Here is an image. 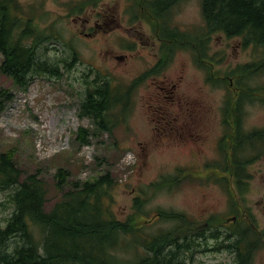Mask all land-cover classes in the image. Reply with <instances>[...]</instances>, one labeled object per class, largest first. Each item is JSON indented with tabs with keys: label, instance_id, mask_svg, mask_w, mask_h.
<instances>
[{
	"label": "rangeland",
	"instance_id": "obj_1",
	"mask_svg": "<svg viewBox=\"0 0 264 264\" xmlns=\"http://www.w3.org/2000/svg\"><path fill=\"white\" fill-rule=\"evenodd\" d=\"M20 1L27 15L24 17H35V34L39 38L54 35L60 39L41 45L38 53L42 60L59 62L61 75H33L27 86H19L0 70V89L12 98L0 114V154L13 156L22 180L34 175L44 183L45 211L49 213L64 202L68 194L81 188L79 184L96 182L109 174L112 186L107 188L106 201L114 199L112 209L120 221L132 220L144 226L140 240L174 231L181 224L177 219H164L158 211L183 214L196 223L191 229L186 227L189 233L220 231L223 238L193 237L201 244L184 252L185 264H234L235 253L225 248L217 250V241L224 244L229 230L241 231L249 225L264 231V154L248 167L250 178L239 182L227 171L228 153L221 150L220 141L228 125L231 129L237 125L235 113L231 117L227 110L233 87L221 78H226L227 71L237 65L251 62L253 52L244 49L239 40L216 34L209 40V55H216L220 62H214L210 70L197 62L192 48L170 46L175 51L168 67L163 68L162 63L159 73L150 77L162 73L158 77L168 82L181 80L177 95L182 97V106L170 105L183 116L193 115L195 137L178 139L159 129L156 125L161 126L157 123L160 113L152 115L149 110L155 89L154 85L149 87L153 78L136 87L133 82L155 65L149 53H158L161 46L152 19L158 7L146 4L158 0ZM170 9L167 29L188 33L204 29L202 0H180ZM35 40L31 38L28 44ZM70 46L78 52V59L70 58ZM121 56H125L124 60L118 59ZM2 61L0 54V67ZM98 74L115 78L106 86V107L113 104L120 108L123 104L132 110L126 114L122 107L113 109L110 119L107 118L108 130L98 127L99 118L82 111L87 94L99 84ZM233 80L237 86L238 80ZM127 83L130 91L134 89L133 104L125 93L123 84ZM253 83L263 84L264 76ZM240 118V127L246 133L264 130V104L259 100L246 101ZM211 164L216 167H210ZM178 169L186 172L178 173ZM165 177L180 180L170 188L156 190L151 186ZM15 189L0 188L2 226L12 216L14 205L10 196ZM230 189L236 197L233 206ZM137 203L143 204L142 214H138ZM243 218L246 220L242 223H232ZM33 228L42 242L41 228ZM123 254L127 259H135L130 252ZM252 264H264V246L255 252Z\"/></svg>",
	"mask_w": 264,
	"mask_h": 264
},
{
	"label": "trees",
	"instance_id": "obj_2",
	"mask_svg": "<svg viewBox=\"0 0 264 264\" xmlns=\"http://www.w3.org/2000/svg\"><path fill=\"white\" fill-rule=\"evenodd\" d=\"M177 2L158 0L148 5L158 7L159 17L154 16L157 19L154 21L166 32L165 36L175 42L174 46L195 50L197 62L203 63L207 69L211 70L214 62H220L216 55H209V40L216 34L239 40L244 49L253 52L251 62L237 65L227 71L226 78H221L230 88L233 86L231 79L238 80V85L233 87L238 93V99L231 97L227 101L229 113L235 109L240 111L243 101L259 100L264 104V83H253L264 76V0H202L205 27L194 35L168 30L165 21L160 18L164 15L162 10L167 11L171 4ZM25 13L20 0H0V54L3 56L0 70L19 86H27L33 75H61L59 62L42 60L38 53V47L59 38L54 35L39 38L35 34V17H24L27 16ZM159 18L164 22H160ZM203 37L208 39L204 41ZM31 38L36 40L29 45ZM71 49L73 53L70 58L78 59V52ZM108 78L97 75L99 84L87 94L82 106L85 114L100 119L98 127L102 130L109 129L110 121L107 118L110 119L112 110L117 109L113 104L106 107L109 95L106 86L111 82ZM210 78L209 74L208 80ZM126 95L131 102V92ZM11 99L9 92L0 89V114ZM236 117L238 119L239 115ZM240 132L235 152L239 155L240 151H247L244 146L246 144L253 148V155L247 162L234 159L239 182L249 177L248 167L264 154V147L261 149L264 146V130ZM83 142L87 143L85 138ZM16 164L9 153L0 154V188H16L10 196V202L14 205L12 216L6 220L5 226L0 225V264H185L184 252H191L193 247L201 244L193 237L203 240L220 238L221 232L216 234L215 231L207 234L208 231L201 233L199 230L198 235L189 233L186 227L191 229L196 223L186 219L185 215L158 211L164 219H177L181 224L174 231L148 235L145 240H140L139 234L143 227L132 220L120 221L112 209L114 199L106 201L109 198L107 188L112 186L109 174L96 182L78 183L81 187L79 190L68 194L64 202L47 213L44 183L34 175L22 180V173ZM182 171L186 172L178 169V173ZM179 180L165 177L163 181H157L151 186L156 190L170 188L177 185ZM230 191L233 206L236 197L232 189ZM137 206L140 211L138 214H142L143 204L139 206L137 203ZM245 220L243 218L238 222ZM35 226L41 228L42 242L34 233ZM226 237L228 240L224 244L221 243L223 238L218 239L217 250L225 248L234 252V264H252L255 252L264 246V231L259 232L251 225L241 231L229 230ZM123 251L132 253L135 259L124 257Z\"/></svg>",
	"mask_w": 264,
	"mask_h": 264
},
{
	"label": "flooded vegetation",
	"instance_id": "obj_3",
	"mask_svg": "<svg viewBox=\"0 0 264 264\" xmlns=\"http://www.w3.org/2000/svg\"><path fill=\"white\" fill-rule=\"evenodd\" d=\"M143 6L144 4H141L140 8H143ZM160 41L163 42L162 40ZM167 49H169V52L166 54L167 55L166 61L162 62L165 63L163 66V68L165 69L169 65V58L172 56V50H173L170 47H168ZM160 53H162V49H159V52L156 54H152L151 52L149 53L152 56L151 58L155 59L154 64L159 63ZM161 72H164L163 69ZM160 74L155 77H150L149 79L147 78L148 80L153 78V80H151L149 83V87L151 88L153 87V85L155 87L153 93L151 94L152 103L149 104V110L152 113V115L158 116V113H160V117H158L157 123H160L161 126H159L158 124L156 126L159 127V129H163L164 131L169 132L167 134L171 133L172 137L174 138L184 139V140L194 138L195 133L192 131L194 129V118L192 117L193 115L191 116V114H187L186 116H183L182 112H175L174 108L170 105L172 104L175 106L177 105L182 106L183 103L182 97H179L177 95L179 90L178 87H180L181 80L177 82L176 81L168 82L164 79L159 78L158 76H160ZM147 79L146 81H148ZM160 82L164 83V86H162ZM159 89L162 92H159ZM167 134H163V135H167Z\"/></svg>",
	"mask_w": 264,
	"mask_h": 264
},
{
	"label": "bare ground",
	"instance_id": "obj_4",
	"mask_svg": "<svg viewBox=\"0 0 264 264\" xmlns=\"http://www.w3.org/2000/svg\"><path fill=\"white\" fill-rule=\"evenodd\" d=\"M220 232V231H219Z\"/></svg>",
	"mask_w": 264,
	"mask_h": 264
}]
</instances>
